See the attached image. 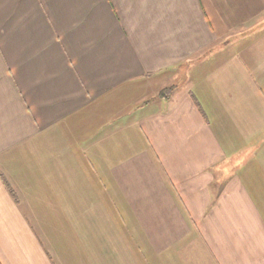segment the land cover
I'll return each mask as SVG.
<instances>
[{
    "label": "crops",
    "instance_id": "obj_1",
    "mask_svg": "<svg viewBox=\"0 0 264 264\" xmlns=\"http://www.w3.org/2000/svg\"><path fill=\"white\" fill-rule=\"evenodd\" d=\"M0 264H264V0H0Z\"/></svg>",
    "mask_w": 264,
    "mask_h": 264
}]
</instances>
